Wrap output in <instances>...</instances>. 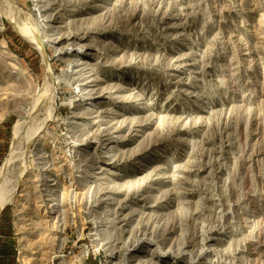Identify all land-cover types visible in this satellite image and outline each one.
<instances>
[{
    "label": "rangeland",
    "instance_id": "rangeland-1",
    "mask_svg": "<svg viewBox=\"0 0 264 264\" xmlns=\"http://www.w3.org/2000/svg\"><path fill=\"white\" fill-rule=\"evenodd\" d=\"M0 192V264H264V0H0Z\"/></svg>",
    "mask_w": 264,
    "mask_h": 264
},
{
    "label": "bare ground",
    "instance_id": "bare-ground-1",
    "mask_svg": "<svg viewBox=\"0 0 264 264\" xmlns=\"http://www.w3.org/2000/svg\"><path fill=\"white\" fill-rule=\"evenodd\" d=\"M2 1H3V0H2ZM20 31H21V29H20ZM20 31H19V32H20ZM25 31H27V30H25ZM21 32H22V34H23V31H21ZM28 32H29V31H28ZM24 35H25V34H24ZM28 36H29V33H28ZM25 37H26V36H25ZM32 38H34V37L32 36ZM29 40H30V39H29ZM32 40H34V39H32ZM30 41H31V40H30ZM32 43H33V42H32ZM40 47H41L42 50H41L40 48H39V49L44 53V47H43V45H42L41 43H40ZM24 124H25V123H24ZM38 129H39V128H38ZM30 130H31V129H30ZM25 133H26V132H25ZM16 158H17V157H16ZM11 162H12V161H11ZM9 164H10V163H9ZM3 189H5V188H3ZM6 191H7V190H6ZM6 191L4 190V192H6ZM4 192H3V193H4ZM3 193H2V196H3ZM6 193H7V192H6ZM0 194H1V192H0ZM5 195H6V194L4 193V197H5ZM7 195H8V194H7ZM7 197H8V196H7ZM9 197H10V196H9ZM9 197H8V199H9ZM0 198H1V196H0ZM11 199H12V198H11ZM8 201H10V199H9ZM2 202H3V201H2ZM5 202H6V200H5ZM7 204H8V203H7ZM2 207H3V206L0 205V209H1Z\"/></svg>",
    "mask_w": 264,
    "mask_h": 264
},
{
    "label": "water",
    "instance_id": "water-1",
    "mask_svg": "<svg viewBox=\"0 0 264 264\" xmlns=\"http://www.w3.org/2000/svg\"><path fill=\"white\" fill-rule=\"evenodd\" d=\"M36 38L38 39V41L43 45V47H45V44H44V40L42 38V36L40 34H36Z\"/></svg>",
    "mask_w": 264,
    "mask_h": 264
}]
</instances>
